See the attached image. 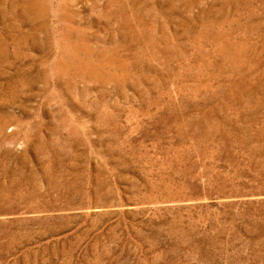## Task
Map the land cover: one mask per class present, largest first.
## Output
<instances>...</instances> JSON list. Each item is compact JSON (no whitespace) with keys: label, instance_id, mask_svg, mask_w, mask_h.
<instances>
[{"label":"rangeland","instance_id":"1","mask_svg":"<svg viewBox=\"0 0 264 264\" xmlns=\"http://www.w3.org/2000/svg\"><path fill=\"white\" fill-rule=\"evenodd\" d=\"M0 264H264V0H0Z\"/></svg>","mask_w":264,"mask_h":264}]
</instances>
